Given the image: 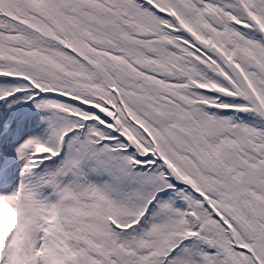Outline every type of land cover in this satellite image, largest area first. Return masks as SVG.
I'll list each match as a JSON object with an SVG mask.
<instances>
[{
  "label": "snow or ice",
  "instance_id": "obj_1",
  "mask_svg": "<svg viewBox=\"0 0 264 264\" xmlns=\"http://www.w3.org/2000/svg\"><path fill=\"white\" fill-rule=\"evenodd\" d=\"M17 195L0 264H264V0H0Z\"/></svg>",
  "mask_w": 264,
  "mask_h": 264
},
{
  "label": "clouds",
  "instance_id": "obj_2",
  "mask_svg": "<svg viewBox=\"0 0 264 264\" xmlns=\"http://www.w3.org/2000/svg\"><path fill=\"white\" fill-rule=\"evenodd\" d=\"M24 224L23 197H0V247L8 243L19 247L24 239ZM9 234L12 236L11 240Z\"/></svg>",
  "mask_w": 264,
  "mask_h": 264
}]
</instances>
